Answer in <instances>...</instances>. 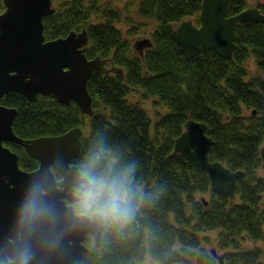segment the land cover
Instances as JSON below:
<instances>
[{
    "label": "trees",
    "instance_id": "1",
    "mask_svg": "<svg viewBox=\"0 0 264 264\" xmlns=\"http://www.w3.org/2000/svg\"><path fill=\"white\" fill-rule=\"evenodd\" d=\"M52 1H59L60 8L42 19L45 39L85 28L86 56L110 58L122 71H93L87 82L92 116L82 114L73 102L63 105L47 96L29 102L19 93L4 95L0 104L17 108L14 133L34 138L79 126L88 133L82 137L77 166L103 141L121 164L135 162L136 183L146 193H155L124 235L101 237L100 247L88 235L84 241L88 250L78 264H140L146 257L158 264H218L202 246L208 238L201 233L210 231H217L224 264H264L261 247L243 248L246 241L264 240V94L249 81L246 65L253 57L264 77V23H239L232 57L225 59L213 50L199 53L176 33L174 24L190 16L200 25L202 0H126L123 8L101 0ZM134 3L140 17L156 21L149 36L152 46L142 55L116 27ZM249 6L247 0H231L228 14ZM255 6L264 13V4ZM139 29L129 27L127 33L133 37ZM132 92L140 100L153 98L161 110L156 112V122L137 101H129ZM188 119L206 124L213 140L211 161L245 172L232 198L213 192L205 170L173 152L174 140ZM5 144L18 154L19 167L30 171L38 166L23 147ZM202 196H207V204Z\"/></svg>",
    "mask_w": 264,
    "mask_h": 264
},
{
    "label": "water",
    "instance_id": "2",
    "mask_svg": "<svg viewBox=\"0 0 264 264\" xmlns=\"http://www.w3.org/2000/svg\"><path fill=\"white\" fill-rule=\"evenodd\" d=\"M2 1L5 9L0 12V98L10 92L21 94L29 102L37 101L39 95L48 96L64 105L73 102L81 113L91 116L94 110L87 82L93 71L106 74L122 69L114 66L110 58H87L85 28L46 40L42 19L55 11L52 0ZM230 1L202 0L200 26L191 19L176 26L181 41L199 53L213 50L218 56L230 59L237 25L264 23V13L256 7L228 15ZM151 45L147 38L133 43L140 55ZM249 80L264 93V78L254 75ZM16 114L17 108L0 104V244L12 235L16 207L34 176H44L57 203L71 207L66 199H73V179L83 137V129L78 126L58 135L19 137L12 129ZM206 128L204 122L188 119L183 132L174 140L173 151L205 170L213 192L233 197L237 180L244 177L245 172L231 171L221 162L209 159L213 140L206 134ZM4 142L22 146L27 155L38 161V166L30 171L21 169L17 153ZM261 156L264 165V147ZM53 170L58 171L61 179L55 177ZM88 235L94 246L100 247L101 236L89 229L70 234L63 241V254L53 258L50 264H78L88 250L84 243ZM210 253L218 264H224V254H218L215 249Z\"/></svg>",
    "mask_w": 264,
    "mask_h": 264
},
{
    "label": "clouds",
    "instance_id": "3",
    "mask_svg": "<svg viewBox=\"0 0 264 264\" xmlns=\"http://www.w3.org/2000/svg\"><path fill=\"white\" fill-rule=\"evenodd\" d=\"M135 162L97 144L79 163L71 207L60 206L44 176H34L14 213L12 235L0 244V264H50L70 234L89 229L102 238L124 235L144 203L154 199L135 180Z\"/></svg>",
    "mask_w": 264,
    "mask_h": 264
},
{
    "label": "rangeland",
    "instance_id": "4",
    "mask_svg": "<svg viewBox=\"0 0 264 264\" xmlns=\"http://www.w3.org/2000/svg\"><path fill=\"white\" fill-rule=\"evenodd\" d=\"M86 1L88 2L89 0H86ZM262 1H264V0H262ZM101 2L116 5L119 8H123L124 5L126 4V0H101ZM247 2L250 6L254 5L253 0H247ZM53 5L56 6V8H58V7L60 8L59 1L54 2ZM127 7L128 8L124 12L122 21L116 24V27L120 28V30L123 34V37L125 39L129 40V42L131 44L137 38H149L151 32L156 27V21L153 19L144 20L142 17H140L136 12V4L135 3L133 5L131 4L130 6H127ZM193 18H194L193 16H190L186 19H191L193 21ZM127 20H130V22L127 23ZM93 21H96V20H93ZM177 25L178 24H175V26H177ZM134 26H136L137 28H140V29L135 34V36L130 37L127 33V29L129 27H134ZM246 65L248 68L249 75L252 76L255 74H260L258 72L256 66H255V62H254L253 57H250L247 60ZM128 98H129L130 102H136L137 101V103H139V105H141V107L147 112L148 116L151 118V121L153 123L156 122V118H157L156 112H161V110L154 105L153 98L149 97L146 100H140L137 92H132ZM245 114H248V112H245ZM87 131H86V135L88 133ZM262 173L263 172L261 171V174ZM199 197L200 196L198 195L197 198H199ZM204 197L207 198V196H204ZM201 236L202 237L205 236L208 238V241H206V242L202 241V246H204L207 251H210L211 249H215L218 254L224 253L222 250H220L217 247V231L203 232V233H201ZM254 246H259L264 251V240L258 241L256 243H254L252 241H246L243 243V248H246V249L252 248ZM154 263H156V262L153 259H151L150 257H146L145 261L140 263V264H154Z\"/></svg>",
    "mask_w": 264,
    "mask_h": 264
},
{
    "label": "flooded vegetation",
    "instance_id": "5",
    "mask_svg": "<svg viewBox=\"0 0 264 264\" xmlns=\"http://www.w3.org/2000/svg\"><path fill=\"white\" fill-rule=\"evenodd\" d=\"M8 143V142H7ZM10 143V142H9ZM13 143V142H12ZM13 144H15V143H13ZM8 146V145H7ZM9 147V146H8ZM24 149V148H23ZM58 179H61V176H59V178ZM72 197H73V194H72ZM73 200V199H72ZM72 200L70 201V200H68V199H66V203L67 204H72Z\"/></svg>",
    "mask_w": 264,
    "mask_h": 264
}]
</instances>
